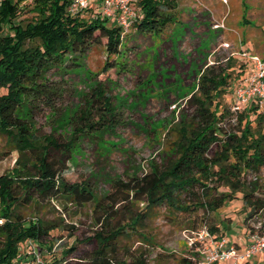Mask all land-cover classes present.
Wrapping results in <instances>:
<instances>
[{
	"label": "trees",
	"instance_id": "trees-1",
	"mask_svg": "<svg viewBox=\"0 0 264 264\" xmlns=\"http://www.w3.org/2000/svg\"><path fill=\"white\" fill-rule=\"evenodd\" d=\"M28 1L35 17L30 22L15 24L21 4ZM70 2L0 0V90L3 91L0 93V140L8 149H0V162L13 151L23 159L12 173L0 175V218L3 219L0 264L27 260L30 247H36L40 253L48 251L50 262L43 261L44 264H150L151 253L147 250L120 258L118 243L131 230L154 247L152 239L138 233L137 228L155 217L158 209H165L171 220L177 214L192 216L202 210L205 216L202 223L197 227L189 223L192 224L191 231L187 232L190 236L207 228L209 213L228 201L240 198L243 206L252 211L250 216L263 211L264 199L259 197L262 189L258 180L264 168V112L260 111L264 104L260 107L250 102L233 120L230 106L221 103L226 89L235 79L240 81L241 74L246 72L245 61L241 58L237 64L239 59L234 56L224 59L223 63L204 64L198 72L188 100L192 114L182 118L171 130L174 133L171 158L165 169L149 163V171L141 177L113 180L112 192L103 197L86 181L66 180L68 169L53 154L61 152L67 162L71 161L77 139L113 131L119 124L111 97L102 84H96L85 102L86 108L74 122L69 142L65 144L50 135L37 137L33 112L47 105L50 94L55 93L46 87V70L62 67L73 57L85 56L95 43H102L106 52L107 59L100 73L123 70L126 35L134 31L160 38L177 22L173 13L177 9L175 0L136 1L135 17L127 30L113 20L91 18L92 7L71 15L68 13ZM94 111L99 113L98 120L90 118ZM52 201L66 212L68 205H92V236L81 239L75 225L64 224L62 219L51 223L38 216L26 219L21 215L33 204L42 206ZM136 203H143L144 209L132 211L131 206ZM55 231H64L73 240L61 250L59 257L51 254L50 246L43 245L55 239L52 234ZM208 231L214 235L218 229L209 226ZM160 255L171 256L165 251ZM195 257L188 249L181 263L194 264Z\"/></svg>",
	"mask_w": 264,
	"mask_h": 264
},
{
	"label": "rangeland",
	"instance_id": "rangeland-1",
	"mask_svg": "<svg viewBox=\"0 0 264 264\" xmlns=\"http://www.w3.org/2000/svg\"><path fill=\"white\" fill-rule=\"evenodd\" d=\"M175 3L177 9L173 13L177 22L162 37L139 35L134 31L126 35L123 70L100 73L107 59L102 43L93 44L83 57H73L62 67L46 70V87L55 93L50 94L47 105L33 112L37 137L50 135L65 144L69 142L74 122L86 108L85 102L96 84H102L116 108L119 126L113 131L77 139L71 161L67 162L61 152L53 154L65 163L68 182L86 181L103 197L112 192L110 183L113 180L129 181L141 177L149 171V163L165 169L171 158L174 138L171 130L182 118L192 114L188 100L204 64L223 63L232 56L239 59L238 64L243 52L257 55L264 61V0H175ZM133 7L136 9V3ZM31 8V1L21 4L14 23L32 21L35 14ZM238 83L239 79H235L226 89L222 105L232 106V91ZM260 111L264 112V106ZM98 117L99 113L94 111L90 118L98 120ZM0 147L8 151L2 139ZM22 160L17 152H11L0 162V175L12 173ZM258 181L262 189L259 197L264 199V168ZM131 208L139 212L144 209V204L136 203ZM92 210V205H68L66 212L59 203L52 201L42 206L33 204L21 215L26 219L38 216L51 223L62 219L64 224L75 225L78 235L84 239L91 237L94 229ZM155 213V217L145 220L143 226L137 228V232L151 238L155 246L151 247L136 232L133 234L128 230L130 234L118 243L119 257L147 250L151 253L150 264H182L181 259L189 247L187 232L191 231L192 225L189 223L193 222L197 227L205 218L204 212L199 210L192 216L177 214L173 220L163 208ZM250 215L252 211L243 206L241 199H234L209 213L207 228L217 227L218 232L214 235L224 237L229 243L238 238L245 239L249 231L264 234V210L257 216ZM52 234L55 239L43 245L50 246L51 254L59 257L61 250L70 246L73 240L64 231ZM162 251L171 256H161ZM41 254L42 260L49 263L48 251H41ZM256 261L257 256H253L249 264H256Z\"/></svg>",
	"mask_w": 264,
	"mask_h": 264
},
{
	"label": "built area",
	"instance_id": "built-area-1",
	"mask_svg": "<svg viewBox=\"0 0 264 264\" xmlns=\"http://www.w3.org/2000/svg\"><path fill=\"white\" fill-rule=\"evenodd\" d=\"M136 1L138 0H71L68 13L75 15L92 7L94 10L91 18L99 16L113 20L117 26L127 30L130 21L135 17L133 5ZM225 47L228 48V44ZM241 58L246 63V73L233 89V102L230 107L233 120L250 102H256L260 107L264 104V61L259 56L246 52L241 54ZM188 244V249L196 254L194 264H239L256 255L264 257V234L257 231L248 234L247 243L241 252L224 237L217 238L211 234L206 227L190 236ZM26 257L27 260L16 264H44L36 247H30Z\"/></svg>",
	"mask_w": 264,
	"mask_h": 264
},
{
	"label": "crops",
	"instance_id": "crops-1",
	"mask_svg": "<svg viewBox=\"0 0 264 264\" xmlns=\"http://www.w3.org/2000/svg\"><path fill=\"white\" fill-rule=\"evenodd\" d=\"M247 239H248V236L245 239L244 238H242V239L238 238L237 240H234L232 242V244H234L236 246L238 252H241L244 249V247H245V245L247 243ZM256 256H257L256 264H261V263L263 264L264 257L262 255H256ZM243 263L244 264H249V261L243 262ZM225 264H231V263H225Z\"/></svg>",
	"mask_w": 264,
	"mask_h": 264
}]
</instances>
